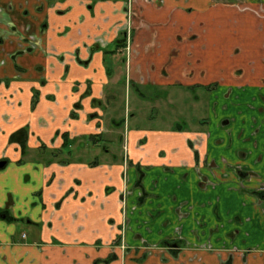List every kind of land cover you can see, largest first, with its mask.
I'll return each mask as SVG.
<instances>
[{"label":"crops","instance_id":"obj_1","mask_svg":"<svg viewBox=\"0 0 264 264\" xmlns=\"http://www.w3.org/2000/svg\"><path fill=\"white\" fill-rule=\"evenodd\" d=\"M2 160L0 264H122L124 192L123 264H264V0H0Z\"/></svg>","mask_w":264,"mask_h":264},{"label":"flooded vegetation","instance_id":"obj_2","mask_svg":"<svg viewBox=\"0 0 264 264\" xmlns=\"http://www.w3.org/2000/svg\"><path fill=\"white\" fill-rule=\"evenodd\" d=\"M144 1V0H142ZM148 1H152V0H146L144 2H148ZM131 40H132V34H131V31H129L127 34H126V46L124 48L125 50V55L127 58H130L131 54H132V44H131ZM130 48L129 51L127 50V48ZM1 162H6V165H7V161H0ZM5 165V167H6ZM4 167V168H5ZM0 169H3V168H0ZM258 194H260L263 198H264V187H261L259 189V191L257 192ZM122 213H123V221H122V224H123V228L127 230V222H128V218H127V215H126V208L125 210L122 209ZM0 215H2V218H4L6 215L5 213L3 212H0ZM119 242H122L123 246L124 247H127V244H126V233L124 231V233H120V236H119V239H118Z\"/></svg>","mask_w":264,"mask_h":264},{"label":"rangeland","instance_id":"obj_3","mask_svg":"<svg viewBox=\"0 0 264 264\" xmlns=\"http://www.w3.org/2000/svg\"><path fill=\"white\" fill-rule=\"evenodd\" d=\"M221 1H230V0H221ZM133 97V96H132ZM132 97H131V101H132ZM128 101H129V98H128ZM161 117V116H160ZM158 119L160 120V121H157V122H154V124H157V123H159V122H161V120H163V121H165V119L166 118H163V117H161V119L158 117ZM172 122V121H171ZM173 123V122H172ZM93 154H95L94 152H91L90 153V158H92V156H93ZM85 158H87V156L85 157ZM94 160V159H93ZM128 227H129V222H127V230H128ZM127 230L126 229H124L123 228V224L121 225V234L122 233H124V231H125V233L127 232ZM117 247H120L121 248V250H123V251H126L125 252V254H123L122 253V256H121V263L123 264L124 262H126V259H127V257H128V254H127V250L129 249L128 247L129 246H127V247H124L123 246V244H122V242H117ZM117 259V256H115V255H113V256H110V258H109V260H108V263H111V262H113V261H115V260ZM119 259V258H118Z\"/></svg>","mask_w":264,"mask_h":264},{"label":"built area","instance_id":"obj_4","mask_svg":"<svg viewBox=\"0 0 264 264\" xmlns=\"http://www.w3.org/2000/svg\"><path fill=\"white\" fill-rule=\"evenodd\" d=\"M144 1H146V0H144ZM129 47L127 48V50L129 51ZM127 196H128V193H126V192H124V194H123V197H122V209L123 210H125V208H126V200H127Z\"/></svg>","mask_w":264,"mask_h":264},{"label":"water","instance_id":"obj_5","mask_svg":"<svg viewBox=\"0 0 264 264\" xmlns=\"http://www.w3.org/2000/svg\"><path fill=\"white\" fill-rule=\"evenodd\" d=\"M5 165H6V162H1V163H0V168H4Z\"/></svg>","mask_w":264,"mask_h":264}]
</instances>
